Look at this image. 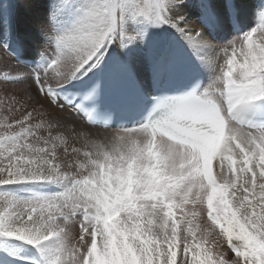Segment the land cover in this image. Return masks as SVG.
<instances>
[{"label":"snow or ice","instance_id":"snow-or-ice-1","mask_svg":"<svg viewBox=\"0 0 264 264\" xmlns=\"http://www.w3.org/2000/svg\"><path fill=\"white\" fill-rule=\"evenodd\" d=\"M190 3L52 0L29 76L0 70V92L30 80L55 114L0 116V247L37 264H264V0L246 32L243 0H196V20ZM7 55L28 66L19 43L0 41Z\"/></svg>","mask_w":264,"mask_h":264},{"label":"rangeland","instance_id":"rangeland-1","mask_svg":"<svg viewBox=\"0 0 264 264\" xmlns=\"http://www.w3.org/2000/svg\"><path fill=\"white\" fill-rule=\"evenodd\" d=\"M243 2L247 6L243 18L247 26L244 24L242 31L246 32L258 23L256 11L254 10L257 0H243ZM193 3H195L194 0H191L190 5H193ZM52 7V0H0V41H8L13 47L17 43L22 45L26 56L24 59L31 62L28 66H24L18 64L10 55H7L4 58V63L0 65V70L12 76H29L31 67L34 66L32 62L38 59V51L43 46L42 30L48 27ZM185 14L188 16L191 14L189 18L196 20L197 8L188 7L185 9ZM70 20L71 14L69 13L66 22ZM13 69L18 71H13ZM13 105H15L16 110L12 113L11 119L20 117L25 109L33 111V122L39 119H51L55 115L50 109L35 102V93L30 80L28 83L15 85L5 92H0V116L8 115V109ZM40 134L47 136L46 131H42ZM53 134H55V130ZM111 135L113 134L110 132H102L99 136ZM34 252L30 248L29 258L32 259L33 256L31 255L35 254ZM233 255L231 251H228L227 258L231 259ZM15 258L17 262L24 261L23 251H19Z\"/></svg>","mask_w":264,"mask_h":264},{"label":"bare ground","instance_id":"bare-ground-1","mask_svg":"<svg viewBox=\"0 0 264 264\" xmlns=\"http://www.w3.org/2000/svg\"><path fill=\"white\" fill-rule=\"evenodd\" d=\"M194 2L195 3H193V5L189 6L192 9L196 8V6H195L196 5V0H194ZM191 14H189V16ZM247 22H249V21H247ZM244 24L247 26L246 22L244 23V20H243L242 26H245ZM172 36L173 37H177L174 34H172L171 37ZM176 42L178 44L180 43L178 37H177ZM24 57H26V56L24 55ZM94 131H95V136H99L102 132H110L111 134H115L118 131V129H116V128H113V129L99 128V129H96ZM19 251H23V256L25 258L24 261H22V262L15 261V259H16L15 257L17 255V253H19ZM29 251H30V247H27V245H24V244H22V243H20L18 241H9V242H6L2 247H0V255L8 256L15 263H18V264H37L36 252H34L35 254L31 255V256H33L32 259H31V258H29V255H30ZM32 251H35V250L32 249Z\"/></svg>","mask_w":264,"mask_h":264}]
</instances>
